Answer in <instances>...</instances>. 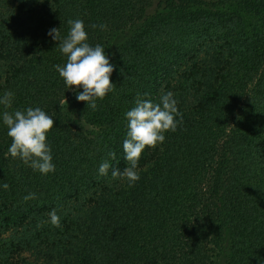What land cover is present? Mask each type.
Masks as SVG:
<instances>
[{
    "label": "trees",
    "instance_id": "16d2710c",
    "mask_svg": "<svg viewBox=\"0 0 264 264\" xmlns=\"http://www.w3.org/2000/svg\"><path fill=\"white\" fill-rule=\"evenodd\" d=\"M69 19L114 66L96 110L54 67L66 57L48 32L66 38ZM5 91L0 264H264V0H0ZM169 91L177 129L142 151L140 179L99 176L106 159L130 166L125 114L138 94L158 103ZM29 107L54 120L47 175L8 153L2 113Z\"/></svg>",
    "mask_w": 264,
    "mask_h": 264
},
{
    "label": "clouds",
    "instance_id": "9594fccd",
    "mask_svg": "<svg viewBox=\"0 0 264 264\" xmlns=\"http://www.w3.org/2000/svg\"><path fill=\"white\" fill-rule=\"evenodd\" d=\"M67 23L70 31L62 40L59 29L53 27L48 32L53 41H60L59 50L66 57L64 66L54 67L63 78L67 89H82L77 92L76 100L85 102L87 107L96 110L97 99L103 100L115 87L110 80L114 66L109 62L104 47L99 44L93 47L86 42L88 37L82 20L69 19ZM92 27L96 28L97 25L94 24ZM99 27L103 30L106 25L100 24ZM13 97L11 91H5L3 96H0V105L4 109L11 108ZM178 115L181 114L178 112L177 101L173 98L172 92L162 95L158 103L143 100L138 94L135 107L125 114L127 133L123 141V152L130 166L121 172L112 167L106 159L100 164L98 175L107 176L111 167L112 179H126L129 187L134 186L140 179L135 169L142 151L146 147L154 148L157 144H162L165 140L164 133L175 132L178 123L175 117ZM2 121L8 129V137L11 138L8 149L11 157L19 158L25 165L42 175L55 171L50 148L46 143L47 133L54 126L51 116L39 107L34 109L29 107L24 111L5 110L2 113ZM108 157L116 160V153L109 151ZM3 188L7 190L9 185L4 183ZM35 198V193H29L23 199L28 201ZM49 218L52 226L57 228L61 226L60 216L55 209L49 213Z\"/></svg>",
    "mask_w": 264,
    "mask_h": 264
},
{
    "label": "rangeland",
    "instance_id": "374dc122",
    "mask_svg": "<svg viewBox=\"0 0 264 264\" xmlns=\"http://www.w3.org/2000/svg\"><path fill=\"white\" fill-rule=\"evenodd\" d=\"M42 1V0H41Z\"/></svg>",
    "mask_w": 264,
    "mask_h": 264
}]
</instances>
